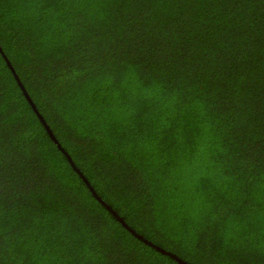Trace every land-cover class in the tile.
Wrapping results in <instances>:
<instances>
[{
  "label": "trees",
  "instance_id": "obj_1",
  "mask_svg": "<svg viewBox=\"0 0 264 264\" xmlns=\"http://www.w3.org/2000/svg\"><path fill=\"white\" fill-rule=\"evenodd\" d=\"M0 264H264V0H0ZM2 53L4 57L2 56Z\"/></svg>",
  "mask_w": 264,
  "mask_h": 264
},
{
  "label": "water",
  "instance_id": "obj_2",
  "mask_svg": "<svg viewBox=\"0 0 264 264\" xmlns=\"http://www.w3.org/2000/svg\"><path fill=\"white\" fill-rule=\"evenodd\" d=\"M0 52L1 49H0ZM2 56L4 57L3 53ZM4 60L6 61L7 66L10 68L11 72L13 73L18 86L20 88V90L22 91L25 99L27 100V102L30 104L32 110L34 111V113L36 114V116L39 118V120L42 122L43 126L45 127L49 137L53 140V142L56 144L57 148L63 153V155L66 157L67 161L69 162L70 166L74 169V171L79 175V177L83 180L85 186L87 187L88 191L92 194V196L126 229L130 232V234L135 237L136 239H138L139 241H141L142 243H144L146 246L154 249L155 251L159 252L162 255H166L170 258H172L173 260H175L176 262H178V264H190L188 262L183 261L182 259H180L179 257H177L175 254L166 251L165 249L153 244L152 242L148 241L147 239L143 238L141 235L137 234L133 229H131L125 222L123 219H121L115 211H113L109 205H107L102 199L101 197L95 192V190L93 189V187L90 185V183L87 181V179L83 176V174L80 172L79 169L76 168V166L74 165L71 157L67 154V152H65L63 150V148L60 146V144L58 143V141L56 140V138L54 137V135L52 134L51 130L49 129V127L47 126V124L45 123L43 117L39 114L38 110L36 109L35 105L33 104V102L31 101V99L29 98V96L27 95L23 85L19 82V80L17 79V77L15 76V73L13 71V69L10 66V63L7 61V59L4 57Z\"/></svg>",
  "mask_w": 264,
  "mask_h": 264
}]
</instances>
